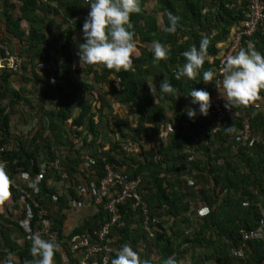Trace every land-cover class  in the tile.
Wrapping results in <instances>:
<instances>
[{"label": "trees", "instance_id": "16d2710c", "mask_svg": "<svg viewBox=\"0 0 264 264\" xmlns=\"http://www.w3.org/2000/svg\"><path fill=\"white\" fill-rule=\"evenodd\" d=\"M20 1L27 20H32L28 27L29 40L35 52V56H30L31 49L19 54L22 59L29 56V59H23L20 71L26 82L29 74L42 82L44 76L36 70L38 60L43 61L44 66L55 64L54 69L46 73V86L50 88L48 101L56 105L46 111L52 138H44L43 133L38 132L31 138L30 145L27 139L22 141L12 134L11 114L6 107L0 106V149L5 148V152L0 154V163L10 177L9 193L14 202L24 201L21 218L36 201L52 213L54 222L51 229L58 232L61 241L79 235L94 236L109 219L103 202L96 209H90L92 214L68 235L63 231L67 220L64 209L69 203L67 195L55 199V191L48 185L51 178L63 180L61 171L68 174L69 180L66 181L71 180L74 187L82 180L99 183L107 175L105 166L108 163L115 172L126 175L129 180L141 177L136 193L147 204L149 226L154 234L150 238L144 229L141 206L134 209L133 201L127 200L119 206L125 226L115 228L111 233L115 249L127 243L141 250V257L150 259L152 264H163L169 256L176 259L177 264H239V260L232 257L231 250L241 242L242 231L259 226L260 210L264 208V156L259 147L250 148L236 142L235 138L243 127L242 117L226 119L221 128L212 133L216 118L210 112L207 116L200 115L199 106L192 104L191 89L205 90L210 97L221 93L223 96L218 83L217 87L211 83L206 85L199 74L192 80L187 77L176 80L174 73L185 63L183 52L193 45L199 47L201 38L207 37V58L201 72L210 68L217 73V81L222 78L219 72L220 46L241 27L249 0H158L157 6L151 9L146 7L148 0H138L141 10L130 18L136 33L135 54L130 67L119 72L102 65L81 66L79 63L75 67V60L79 57L78 44L74 39L77 33H82L83 16L88 14L89 0ZM37 11L43 12L44 17H28V13ZM169 13L179 17L175 32L166 30L170 26ZM6 18L8 22L11 20L8 16ZM49 22L53 23L52 28ZM14 29L18 35L20 24H15ZM154 39L169 49L166 59L157 61L149 50ZM249 43L264 54V24L252 37L244 38L243 47ZM2 56L0 50V58ZM0 70L3 74L0 101H3L10 91V78L17 73L9 69ZM164 79L178 90L174 97L162 96L159 92ZM4 85L7 86L6 91ZM53 92L58 93L57 97ZM79 93H83L80 105L77 104ZM258 95L253 103L231 109L248 116L252 127L264 135V92ZM219 100L225 106V99L220 97ZM116 102L136 114L135 126L120 119L115 123L117 130H114L108 115L113 114L112 105ZM28 103L31 104L30 101ZM10 107L13 109L14 106ZM77 108L79 112L74 117ZM188 108L197 111L195 119L186 115ZM171 124L174 125L173 131L168 128ZM231 126L234 131L226 133L224 128ZM130 132L133 145L140 148L143 159L127 150L124 144ZM201 133H209L206 142L196 150L203 157L189 162L187 145H191L194 137ZM112 134L115 139L111 138ZM150 138H157L159 145L150 147ZM53 139L55 143L63 142L67 146L64 153H55ZM145 139L148 150L141 143ZM235 146L238 149L233 150ZM84 156L93 163L87 176L81 169ZM220 158H224L223 164H219ZM57 159L61 161L60 169L53 165ZM43 166L46 174L38 193L29 189V195H23L21 190L27 186L25 183L20 187L18 183L14 184L15 176L26 172L33 178L41 173ZM71 197L78 200L76 190L71 192ZM108 199L104 198V202ZM202 203L209 205L211 213L200 218L197 210ZM245 203L248 206H244ZM34 212L37 214L36 210ZM20 219L11 222L9 217L0 215L3 240L0 246L9 248L14 254V264H30L33 260L31 242L26 239ZM32 225L39 227L37 217ZM9 227L18 230L24 245L19 246L18 242L11 240L6 233ZM58 244L60 247L54 254V264H64L61 250L66 252L68 264L78 263L65 245ZM245 258V264H264V239L249 242Z\"/></svg>", "mask_w": 264, "mask_h": 264}, {"label": "clouds", "instance_id": "9594fccd", "mask_svg": "<svg viewBox=\"0 0 264 264\" xmlns=\"http://www.w3.org/2000/svg\"><path fill=\"white\" fill-rule=\"evenodd\" d=\"M87 17L82 25L83 43L78 44L77 55L80 65H102L105 68L119 72L127 70L132 64V57L136 49V33L133 30L131 16L140 12L138 0H89ZM170 26L168 32H175L179 21L178 16L168 14ZM209 39L202 37L199 47L193 45L183 52L185 63L178 67L174 78L180 80L187 77L192 80L202 75L204 84L217 83L222 87V96L226 108L233 106H247L259 98V93L264 92V54L255 49L252 43L247 47H241L235 54L227 55L221 61L222 78L217 81V73L212 69L203 70L207 58ZM149 50L154 58L159 61L166 59L169 49L159 40L151 42ZM150 87V86H149ZM151 88V87H150ZM152 90V88H151ZM153 91V90H152ZM171 83L164 79L159 86L162 96L174 97L177 94ZM189 95L192 104L199 106V114L207 116L210 106V94L205 90L191 89ZM190 119H195L197 111L193 108L186 110ZM226 133H231L234 128L225 127ZM10 177L3 166H0V203L8 197ZM35 189L37 181L29 184ZM30 254L33 260L30 264H54V254L59 250V244L42 238L38 233L30 235ZM0 264H14V254L9 253L7 259ZM111 264H152L150 259L142 258L139 251L129 244H123L118 250ZM163 264H177L176 259L169 256L163 260Z\"/></svg>", "mask_w": 264, "mask_h": 264}, {"label": "built area", "instance_id": "2783aa9c", "mask_svg": "<svg viewBox=\"0 0 264 264\" xmlns=\"http://www.w3.org/2000/svg\"><path fill=\"white\" fill-rule=\"evenodd\" d=\"M262 24H264V0H249L246 18L241 23V27L232 32L231 38L226 43L227 46L225 50L222 51L221 61L227 55L235 54L241 47H243L244 38L252 37L256 34ZM0 50L3 52V56L0 58V69H9L16 73L19 72L23 67V59L13 55L9 46L1 41ZM221 61L219 72L222 67ZM220 79L221 78H218V81ZM210 98L211 106L209 112L216 118V127L212 133H216L226 119L242 117L243 127L235 138L236 142L241 144V146H247L250 148L259 147L264 156V135L252 127L250 118L248 116L244 117L236 110L226 108L217 97L214 96ZM208 134L209 133H201L195 136L192 144L187 145L186 152L189 155V162H194V160H196L198 154V151L196 150L201 144L206 142ZM236 149H238V147L235 146L233 150ZM3 152H5L4 147L0 149V154ZM104 161L106 162L107 160L104 159ZM60 162V159H57L56 162L53 163L55 169H60ZM218 162L219 164H223L224 158H220ZM105 168L107 175L101 179L99 183L82 180V183L75 187L78 196L75 205L84 206L85 208L94 210L103 202L104 210L108 214L109 219L94 233V236L79 235L74 236L70 240L64 238L61 241L58 232L51 229L52 225L49 221V212L38 202L34 201L31 207H28L26 216L19 221L26 233V239L28 238L31 242L29 238L30 235L38 233L44 239H50L56 243L60 242L65 245L64 247L67 248L70 254L77 259L78 263L76 264H111L112 259L120 249H115L113 247L114 238L111 237V233L115 228H123L125 226V221L119 211V206L124 204L127 200L133 201L132 207L134 209L141 206L144 218V229L150 238L154 237L149 226L150 217L148 215L147 204L143 202L139 194L136 193L141 177L138 176L136 179L129 180L126 175L115 172L110 164L106 163ZM61 172L62 179L69 180L68 174L64 171ZM45 174V166L41 169V173L33 178L26 173H22L23 176L20 175V177L23 178L22 180L27 186V188L21 190L22 194L28 196L29 189L38 193ZM34 180L37 181V187L35 189L29 187V184ZM12 182L14 183L15 181L13 180ZM225 194L226 191L224 192V195ZM104 198L109 199L104 202ZM244 206H248V204L245 203ZM34 210H36L37 214H35ZM210 213L211 208L206 203H202L197 210V214L200 218L208 216ZM260 213L261 220L259 226L250 231H242L241 242L231 250L232 257L237 258L239 264H245V251L248 247V243L253 240L264 239V208H261ZM36 217L37 225H39V227L32 225V221L35 220ZM138 251L141 255L142 251ZM7 253H10L9 248L0 246V261L7 259V256H5ZM61 254L63 257V263L68 264L66 252L61 250Z\"/></svg>", "mask_w": 264, "mask_h": 264}, {"label": "crops", "instance_id": "0c3cea01", "mask_svg": "<svg viewBox=\"0 0 264 264\" xmlns=\"http://www.w3.org/2000/svg\"><path fill=\"white\" fill-rule=\"evenodd\" d=\"M23 6V2L20 0H0V39L3 40L7 45H9V48L13 55L19 56V54H23V52L31 49L32 42L29 40V26L32 20H27V15L24 14L21 10V7ZM36 15L44 17V13L41 11H37L35 14H29V18H34ZM6 16L10 17L11 20L10 25L11 27L8 28L9 22L6 20ZM49 19H51V15H49ZM12 21V22H11ZM15 24H20L21 32H19L18 35L16 33L18 32L17 29H14ZM51 25V28L53 27V23L49 22ZM42 48V46H40ZM35 52L31 49L30 56H35ZM52 56L56 58L57 55H54L53 52H51ZM39 58V57H38ZM25 60L29 59V56L25 55L23 58ZM53 65H46L44 66V62L41 60H38L37 62V72L44 76L42 78V82H39L37 79L32 76V74L27 75V82L24 79L23 72H18L16 75L10 78V91L7 95V98L3 101H0V106L6 107L7 112L11 114V123H12V134L14 136H18L20 140L24 141L27 139V143L30 145V140L33 138L38 132L43 133L44 138H52L49 136V117L48 113L46 114V111H50L55 108L56 105L53 103H50L48 101L49 97L47 93L50 92V88H48V85L46 86L47 76L46 73L49 71H52L54 69ZM53 66V67H52ZM20 73V74H19ZM32 73V72H31ZM2 70H0V84L2 82ZM1 86V85H0ZM3 89V88H2ZM4 90H7V86L4 85ZM36 93V94H35ZM39 95L38 98L35 99L36 95ZM53 94L57 97L58 93L53 92ZM83 99V93L78 94L77 104L80 105L81 100ZM30 101V105L28 103ZM38 104V106H37ZM10 105L14 106L13 109L10 107ZM112 113L116 116H118L119 119H124L122 116L123 109H127L128 107L120 104V103H113L112 105ZM130 110V109H129ZM131 111V110H130ZM79 108L74 110V117L78 115ZM95 112V110H94ZM132 112V111H131ZM130 112V113H131ZM41 121V124H38V122ZM21 127V133H17L16 129L19 124H23ZM71 126L69 125L68 128ZM20 129V128H19ZM71 129V128H70ZM27 130V131H24ZM174 128L170 129V131H173ZM68 131V130H67ZM74 132L73 134H75ZM72 133L69 134L70 137L73 135ZM49 136V137H48ZM155 139V138H154ZM157 139V138H156ZM64 140V139H63ZM62 140V141H63ZM54 142V139L52 140ZM15 144L17 141H14ZM65 142V141H64ZM146 142V141H145ZM144 140L141 143H145ZM57 143V142H56ZM54 142L53 148H55V153L59 155L61 152L66 151V145L63 144H56ZM146 144V143H145ZM144 145V144H143ZM145 150H148L149 147L146 146ZM138 148V149H135ZM78 149V148H77ZM131 151L133 154H136L143 159V155L141 154V150L138 146H133ZM130 151V152H131ZM203 154H197L196 158H202ZM93 163L91 160L84 156L83 161L81 163V169L84 172V175H88V171L92 167ZM20 172L15 178L13 179L15 182L14 184L18 183L22 186L24 184L23 178L20 177L23 176ZM26 173V172H25ZM85 181V180H84ZM62 181H55L54 179H50L49 181V187L54 189L55 193V199L57 197H61L63 195H67L68 198V206L64 209V214L67 216L66 223L64 225V233L70 234L73 232V230L80 226L84 220L89 217L92 214V211L90 209L85 208L84 206L75 205L76 199L71 197V192L75 191L74 188H62L63 185L72 186L70 181H67V183H64L62 186H58V184H61ZM66 190V191H64ZM24 201L23 200H17L14 202L13 197L9 194L6 200L4 201V204H0V215H4L5 217H9L11 222H18V220L23 215V207ZM50 214V213H49ZM11 215V217H10ZM52 217V213L50 214ZM49 216V221L51 225L53 226L54 218ZM6 233L9 235L11 240L18 242L19 246H22L24 244V239L20 238L19 232L15 227H9V229L6 230ZM0 241L2 242V237L0 236ZM16 262H18L16 260Z\"/></svg>", "mask_w": 264, "mask_h": 264}, {"label": "rangeland", "instance_id": "374dc122", "mask_svg": "<svg viewBox=\"0 0 264 264\" xmlns=\"http://www.w3.org/2000/svg\"><path fill=\"white\" fill-rule=\"evenodd\" d=\"M157 1L158 0H148L147 2H146V7H147V9H151V8H154L155 6H157ZM84 17V19L87 17L86 15H84L83 16ZM74 42L76 43V44H79V43H82L83 42V39H82V33H77V35L75 36V39H74ZM226 43L225 44H222L221 46H220V49L222 50V51H224L225 50V48H226ZM57 57V56H56ZM78 65H79V60L78 59H76L75 60V67H78ZM18 73V72H17ZM21 73V72H20ZM19 73V74H20ZM112 79H114V77H112ZM36 94V93H35ZM222 95V93L221 94H219L218 96H216L218 99L220 98V97H222L221 96ZM39 97V95L37 94L36 95V97H35V99L36 98H38ZM111 100H112V98H111ZM37 106H38V104H37ZM130 108H127V109H123V118H124V120H126V121H129V124H131V125H134L135 124V122L137 121V116H136V114H134V113H132L130 110H129ZM131 112V113H130ZM106 116V115H105ZM108 120H109V122H110V124L112 123V126L114 127V130L116 131L117 129L115 128V123H117L120 119L118 118V116H116V115H114V114H110V115H108ZM38 124H41V121L40 122H38ZM22 125H24V123L23 124H19V126H17V129H16V132L17 133H21L22 131H21V126ZM135 126V125H134ZM20 128V129H19ZM168 128H169V130L172 128H174V125H169L168 126ZM24 131H27V130H24ZM128 132L130 131V130H127ZM22 134V133H21ZM132 133L130 132L129 133V135L130 136H128V139L124 142V144H125V146H126V148H127V150H129V151H131V149H132V147L134 146L133 145V140H132V138H131V135ZM119 137H121V136H119ZM111 138H113V139H115V135L114 134H112L111 135ZM121 140L123 141V138L121 137ZM146 141V139L144 140V142ZM146 143V142H145ZM145 143H142V144H144L145 145ZM150 144H151V146L150 147H153V146H155V147H157L158 145H159V141H158V139H151L150 138ZM145 146H147V145H145ZM149 147V146H148ZM135 149H138V148H135ZM85 151H87V149L85 148ZM84 151V152H85ZM132 152V151H131ZM61 153H64V152H61ZM87 154H88V152H87ZM140 158H142V157H140ZM197 159V158H196ZM195 161V160H194ZM71 181V180H70ZM62 182H64V183H67V181L66 180H62ZM61 182V184H58V186H62L64 183H62ZM72 186H67V185H63V187L62 188H73L74 187V183L73 184H71ZM76 190V189H75ZM64 191H66V190H64Z\"/></svg>", "mask_w": 264, "mask_h": 264}]
</instances>
